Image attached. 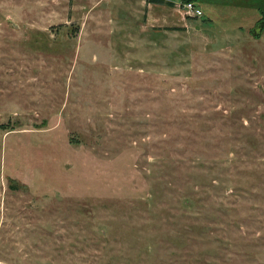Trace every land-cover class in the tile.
<instances>
[{
	"label": "rangeland",
	"instance_id": "1",
	"mask_svg": "<svg viewBox=\"0 0 264 264\" xmlns=\"http://www.w3.org/2000/svg\"><path fill=\"white\" fill-rule=\"evenodd\" d=\"M193 2L0 0V264H264V0Z\"/></svg>",
	"mask_w": 264,
	"mask_h": 264
},
{
	"label": "built area",
	"instance_id": "2",
	"mask_svg": "<svg viewBox=\"0 0 264 264\" xmlns=\"http://www.w3.org/2000/svg\"><path fill=\"white\" fill-rule=\"evenodd\" d=\"M179 7V10L186 16H192L197 19H200L203 16L202 10L194 3H184L183 5H179Z\"/></svg>",
	"mask_w": 264,
	"mask_h": 264
},
{
	"label": "water",
	"instance_id": "3",
	"mask_svg": "<svg viewBox=\"0 0 264 264\" xmlns=\"http://www.w3.org/2000/svg\"><path fill=\"white\" fill-rule=\"evenodd\" d=\"M263 29H264V23L257 24L253 31V36H259Z\"/></svg>",
	"mask_w": 264,
	"mask_h": 264
},
{
	"label": "trees",
	"instance_id": "4",
	"mask_svg": "<svg viewBox=\"0 0 264 264\" xmlns=\"http://www.w3.org/2000/svg\"><path fill=\"white\" fill-rule=\"evenodd\" d=\"M183 1L185 3H188V2L194 3L193 0H183ZM163 2H164V0H148V3H150V4H161ZM169 4H172V2H169Z\"/></svg>",
	"mask_w": 264,
	"mask_h": 264
},
{
	"label": "flooded vegetation",
	"instance_id": "5",
	"mask_svg": "<svg viewBox=\"0 0 264 264\" xmlns=\"http://www.w3.org/2000/svg\"><path fill=\"white\" fill-rule=\"evenodd\" d=\"M259 23H264V21H262V22H259ZM259 23H257V24H259ZM262 32V31H261Z\"/></svg>",
	"mask_w": 264,
	"mask_h": 264
}]
</instances>
